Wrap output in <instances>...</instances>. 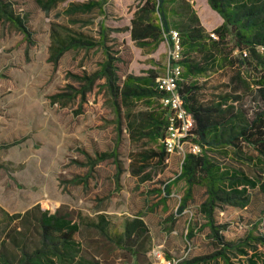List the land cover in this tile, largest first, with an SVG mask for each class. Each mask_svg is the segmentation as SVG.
I'll return each instance as SVG.
<instances>
[{
	"label": "rangeland",
	"instance_id": "obj_1",
	"mask_svg": "<svg viewBox=\"0 0 264 264\" xmlns=\"http://www.w3.org/2000/svg\"><path fill=\"white\" fill-rule=\"evenodd\" d=\"M4 1L25 19L31 39L0 21V264H21L24 258L37 261L35 253L44 249L38 222L43 212L80 222L81 249L74 264H146L153 248L170 258H182L191 249L181 264H196L200 258H207L203 264H223L210 259L214 248L199 213L205 188L194 189L193 201L178 216L183 182L172 187L167 199L158 193L180 174L187 146L172 154L164 167L153 165L134 176L131 153L154 145L131 140L125 118L128 110L121 107L116 112L104 79L96 78L86 93L81 90L84 84L79 78L96 75L105 60L103 50L69 51L57 64L50 60L53 25L97 41L103 26L106 46L117 57L120 82L128 74L143 76L149 70L164 76L171 54L168 42L152 50L131 39V22L143 0H107L103 13L94 10L73 16L65 14L71 4L91 0H66L47 12L36 0ZM165 8L174 32L191 21H198L208 32L222 23L207 0H168ZM229 77V73H218L193 81L210 98L229 90L225 87ZM144 109L139 105L131 111ZM115 150L114 158L96 161ZM210 156L224 167L264 182V173L257 174L252 165L215 153ZM146 175L149 178L143 179ZM249 195L245 208L226 206L215 212L216 223L227 226L223 233L227 241L240 243L249 233L264 236V194L254 190ZM101 216L107 235L92 225ZM136 217L142 218L148 232L134 243L118 244L126 222ZM191 229L195 234L188 239ZM246 250L248 257L257 255L264 264V246H247ZM46 252L59 263L57 251ZM38 256L45 261V253ZM242 260L247 263L246 256Z\"/></svg>",
	"mask_w": 264,
	"mask_h": 264
},
{
	"label": "trees",
	"instance_id": "obj_2",
	"mask_svg": "<svg viewBox=\"0 0 264 264\" xmlns=\"http://www.w3.org/2000/svg\"><path fill=\"white\" fill-rule=\"evenodd\" d=\"M44 10L50 11L66 0H36ZM107 0H91L87 3L71 4L65 11L68 16L86 14L94 10L103 13ZM168 0H143L137 8L131 22V39L139 47L157 50L163 41H167L170 50L173 47L172 26L168 20L166 4ZM210 8L222 19L221 25L212 32L191 21L188 26L178 27L177 32L182 49L183 67L181 81L177 90L183 100L185 109L192 114L194 128L192 139L204 150L202 154L186 153L181 165V172L176 179L167 183L159 195L170 197L172 187L185 182L184 196L177 208V216L182 214L189 202L193 201L195 187L206 190V199L199 207L204 216V228L209 229L208 239L214 248L210 259L221 260L223 264H241L242 257H247L248 264H260L257 255L248 257L247 246L259 248L264 246V236L249 233L240 243L227 241L223 233L224 224H217L215 212L218 208L231 206L245 208L250 202V191L259 190L264 194V182L248 176L240 170L224 167L210 154L215 153L224 158H233L238 163L252 165L259 175L264 173V0H207ZM10 3L0 0V21L14 25L27 39L31 33L25 19L16 15ZM211 34L217 39L211 38ZM106 35L101 26L100 39L97 41L68 27L53 25L51 32L50 60L57 64L69 51L91 50L101 48L105 56L99 71L94 77H81V89L87 92L96 78L105 80L108 92L114 99V107L120 113L126 107V126L133 142L140 144L146 140L154 145L143 151L131 153L130 168L134 176L152 167L165 166L171 155L166 150V132L170 123L168 112L162 108L160 99L165 96L157 88L160 75L155 70L146 75L128 74L123 82L117 75V57L106 46ZM228 74L229 90L212 94L210 98L203 95L202 85L193 80L211 74ZM251 99L250 106L246 105ZM120 100V101H119ZM139 105L144 110L133 113L132 108ZM118 130L121 131L122 120L118 117ZM104 153L97 162L114 158ZM119 172L120 167L118 166ZM149 178L147 175L143 179ZM38 222L42 229V251L35 253L37 261L23 260L21 264H74L80 254L78 235L80 222L76 223L60 214L41 213ZM105 221L101 216L99 223L92 224L107 235ZM148 229L140 217L127 221L122 236L116 242L128 244L135 242ZM191 229L188 239L193 237ZM61 247V248H58ZM47 250L57 251L59 263L51 260ZM45 253V261L38 255ZM235 257L234 261L232 257ZM207 258L197 259L205 261ZM97 264V263H96Z\"/></svg>",
	"mask_w": 264,
	"mask_h": 264
},
{
	"label": "built area",
	"instance_id": "obj_3",
	"mask_svg": "<svg viewBox=\"0 0 264 264\" xmlns=\"http://www.w3.org/2000/svg\"><path fill=\"white\" fill-rule=\"evenodd\" d=\"M171 36L173 47L170 50L171 54H169L168 70L160 78L157 88L159 91L165 93V96L160 99V104L162 108L167 110L170 120L166 132V150L172 155L187 146V152H183L184 159L186 153L200 155L204 150L192 140L194 138L192 134L194 119L192 114L185 109L183 100L177 90V84L181 81L183 73V67L180 65L183 52L180 47L178 32L171 31ZM210 36L215 40L217 39L214 34ZM190 250L182 258H170L163 254L161 250L153 248L150 252V261L146 264H181L186 259Z\"/></svg>",
	"mask_w": 264,
	"mask_h": 264
},
{
	"label": "crops",
	"instance_id": "obj_4",
	"mask_svg": "<svg viewBox=\"0 0 264 264\" xmlns=\"http://www.w3.org/2000/svg\"><path fill=\"white\" fill-rule=\"evenodd\" d=\"M181 182H183V185H182V186H183V190H185V182H184V181H181ZM195 188H196V187H195ZM195 188H194V189H195ZM201 216H202V215H201ZM203 218H204V217H203ZM202 262H203V261H198V262H196V264H203ZM241 264H247V263H245V261H242Z\"/></svg>",
	"mask_w": 264,
	"mask_h": 264
}]
</instances>
